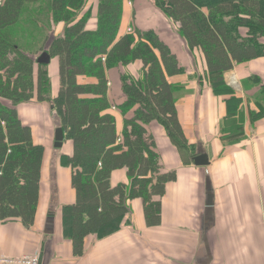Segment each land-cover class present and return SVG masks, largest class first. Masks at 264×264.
<instances>
[{
    "label": "trees",
    "instance_id": "16d2710c",
    "mask_svg": "<svg viewBox=\"0 0 264 264\" xmlns=\"http://www.w3.org/2000/svg\"><path fill=\"white\" fill-rule=\"evenodd\" d=\"M90 1H0V220L19 218L27 226L34 221L45 150L34 143L31 128L16 108L33 101L48 103L73 145L76 203L64 207L63 229L76 256L83 255L89 235L119 228L129 213L128 201L141 199L147 225H161V200L177 173L163 172L148 125L163 126L185 162L193 155L178 118L179 88L168 81L184 72L177 56L152 30L130 29L121 36L124 0H95L97 29L87 30L86 16L78 17ZM152 1L189 51L201 52L215 91L225 88L224 75L235 64L264 57V0ZM59 25L65 26L63 35L51 40ZM18 28L44 32L39 51L58 61L54 97L49 91L50 65L39 64L34 51L23 47ZM136 61L143 64L141 77L121 76L126 100L119 106L124 116L119 136L115 117L108 113L107 72ZM118 169L127 170L129 186L112 187L111 174Z\"/></svg>",
    "mask_w": 264,
    "mask_h": 264
},
{
    "label": "crops",
    "instance_id": "0c3cea01",
    "mask_svg": "<svg viewBox=\"0 0 264 264\" xmlns=\"http://www.w3.org/2000/svg\"><path fill=\"white\" fill-rule=\"evenodd\" d=\"M84 16L86 29L96 30L97 1L88 2L78 20ZM56 29L51 40L63 35L65 26ZM130 29L154 31L184 69L168 81L179 88L176 106L192 148L189 162L163 126L153 122L146 127L155 138L163 172L177 173L161 200V225H147L141 199L128 201L129 213L119 228L89 235L83 255H74L63 229V209L76 203L70 168L73 145L64 134L62 147L55 146L60 126L52 107L33 101L16 109L31 128L34 143L45 150L39 200L30 226L19 218L0 220V256L37 253L40 264H264V57L235 64L224 75L225 88L217 92L201 52L189 51L152 0H124L121 36ZM246 32L241 35L246 37ZM49 65L54 97L58 61ZM142 70V62L136 61L107 72L108 113L115 117L119 136L124 130L119 106L126 100L121 76L138 80ZM120 184H130L126 169L111 174L112 187Z\"/></svg>",
    "mask_w": 264,
    "mask_h": 264
},
{
    "label": "rangeland",
    "instance_id": "374dc122",
    "mask_svg": "<svg viewBox=\"0 0 264 264\" xmlns=\"http://www.w3.org/2000/svg\"><path fill=\"white\" fill-rule=\"evenodd\" d=\"M15 31L18 32L19 37L22 36L25 39V42L24 43L22 42L23 47L26 50H28V52L34 51V52H32V54H33L32 56L34 57L35 60H37L39 57H41V55H43L42 52L39 51V49L42 46L43 41L45 39V37H44L45 34H44V32H41L42 30L41 31H40V29L37 30L36 32L40 31L37 34H35L36 32H34V34H32L33 32L23 31V30H21V28H18ZM52 37H53V35H51V38ZM36 51H39V53H37ZM49 71H50L49 75H51V69H49ZM52 86H53V82L51 81V87H49V91L51 93H52ZM52 96H53V94H52ZM54 118H56L55 115H54Z\"/></svg>",
    "mask_w": 264,
    "mask_h": 264
},
{
    "label": "built area",
    "instance_id": "2783aa9c",
    "mask_svg": "<svg viewBox=\"0 0 264 264\" xmlns=\"http://www.w3.org/2000/svg\"><path fill=\"white\" fill-rule=\"evenodd\" d=\"M0 264H40V256L37 253L15 257L0 256Z\"/></svg>",
    "mask_w": 264,
    "mask_h": 264
},
{
    "label": "water",
    "instance_id": "95a60500",
    "mask_svg": "<svg viewBox=\"0 0 264 264\" xmlns=\"http://www.w3.org/2000/svg\"><path fill=\"white\" fill-rule=\"evenodd\" d=\"M37 62L41 65L48 66L51 63V58L48 54H43L41 55V57L38 58ZM63 141H64V132L62 128H58L55 134V146L57 148H61L63 145Z\"/></svg>",
    "mask_w": 264,
    "mask_h": 264
}]
</instances>
